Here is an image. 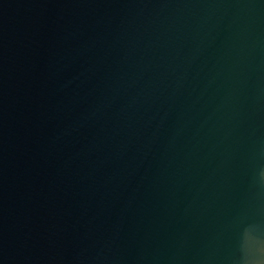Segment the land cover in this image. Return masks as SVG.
Instances as JSON below:
<instances>
[{
    "label": "water",
    "instance_id": "obj_1",
    "mask_svg": "<svg viewBox=\"0 0 264 264\" xmlns=\"http://www.w3.org/2000/svg\"><path fill=\"white\" fill-rule=\"evenodd\" d=\"M0 264H264V0H0Z\"/></svg>",
    "mask_w": 264,
    "mask_h": 264
}]
</instances>
